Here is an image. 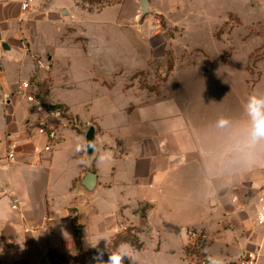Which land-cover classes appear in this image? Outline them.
Segmentation results:
<instances>
[{"label": "crops", "instance_id": "1", "mask_svg": "<svg viewBox=\"0 0 264 264\" xmlns=\"http://www.w3.org/2000/svg\"><path fill=\"white\" fill-rule=\"evenodd\" d=\"M21 1L0 0V264H53L56 255L107 251L127 229L142 243L135 249L126 242L135 261L125 258L127 264H207L215 254L237 264L248 253L264 264V223L257 221L264 206V149L250 164L233 163L235 154L225 152L245 113L228 128L198 125L175 98H161V87L135 90L134 65L128 74L106 61L109 78L100 76L99 46L88 38L85 50L92 55L81 60L84 74L63 80L56 49L41 40L36 15L28 11L52 13L61 38L83 47L78 36L65 35L58 13L70 16L69 10L53 0H33L22 10ZM263 76L261 70L257 84ZM80 79L115 91L119 100L80 112L60 93ZM23 81L75 119L60 129L51 152H37L47 138L29 125ZM12 144L15 158L9 160ZM147 241L152 255H146Z\"/></svg>", "mask_w": 264, "mask_h": 264}, {"label": "rangeland", "instance_id": "2", "mask_svg": "<svg viewBox=\"0 0 264 264\" xmlns=\"http://www.w3.org/2000/svg\"><path fill=\"white\" fill-rule=\"evenodd\" d=\"M53 3L69 10L70 16L58 13L66 22L65 35L78 36L76 39L85 44L79 47L69 44L71 38L62 39L64 33L57 30L59 22L53 20L52 13L28 11L36 15L32 21L41 30V40L56 49L63 80L84 74L81 60L92 55L85 50L88 38L99 46L95 56L102 61L101 69L96 68L100 76L109 78L106 61L111 67L112 60L114 71L120 67L128 74L134 65L131 83L135 90L161 87V98H175L198 125L216 124L221 116L236 122L245 113L241 109L249 94L264 93V76L257 84L261 70L264 73V0H149L144 14L141 0ZM77 81L78 86L60 93L82 113L111 97L119 100L115 91L86 79ZM152 243L146 242V255H152ZM110 252L103 251L104 261ZM72 257L52 256L53 264H98V249L87 252L84 259Z\"/></svg>", "mask_w": 264, "mask_h": 264}, {"label": "clouds", "instance_id": "3", "mask_svg": "<svg viewBox=\"0 0 264 264\" xmlns=\"http://www.w3.org/2000/svg\"><path fill=\"white\" fill-rule=\"evenodd\" d=\"M246 121L244 126L230 138L225 149L226 153H234L236 164H250L254 162L259 150L264 149V93L253 92L247 97L244 105ZM232 125V121L221 116L216 126L218 128H228ZM99 240L91 243L96 247ZM133 249L130 244L121 243L115 251L110 252L108 260L104 261L103 251L98 250L96 257L98 264H124V259L129 258L133 262ZM207 264H226L225 258L219 254L208 255Z\"/></svg>", "mask_w": 264, "mask_h": 264}, {"label": "built area", "instance_id": "4", "mask_svg": "<svg viewBox=\"0 0 264 264\" xmlns=\"http://www.w3.org/2000/svg\"><path fill=\"white\" fill-rule=\"evenodd\" d=\"M32 1L33 0H22L21 9H29ZM47 68H49L48 65ZM31 86L29 81H23L20 84V89L26 92V98L31 103L29 108V125L34 127L39 135L47 138L45 146L43 148H37V152H51L58 143L60 129L73 126L75 124V119L64 106L44 102L40 92L37 89L32 92ZM15 148L16 144H12L7 156L9 160L15 158ZM260 200H263V198L261 197ZM257 221L260 224L264 223V206H262L261 210L258 212ZM202 263L205 264L204 261H202ZM256 263L257 255L254 253L245 254L237 260V264Z\"/></svg>", "mask_w": 264, "mask_h": 264}, {"label": "trees", "instance_id": "5", "mask_svg": "<svg viewBox=\"0 0 264 264\" xmlns=\"http://www.w3.org/2000/svg\"><path fill=\"white\" fill-rule=\"evenodd\" d=\"M123 242H128V243H130L135 249H141L142 248V243L140 242V240H139V238L137 237V235L134 233V232H132V229H127L125 232H123V233H121V234H119V235H117L114 239H113V241H112V243H111V245L109 246V248H108V251L110 252H113V251H115L116 250V248L121 244V243H123ZM195 247H189L188 249H187V251L188 252H194L195 251ZM81 255V257H82V259H84V257H85V255H86V253H80V254H78L77 256H80ZM77 256H75V257H72L73 258V260H77ZM124 264H127V260L126 259H124Z\"/></svg>", "mask_w": 264, "mask_h": 264}, {"label": "water", "instance_id": "6", "mask_svg": "<svg viewBox=\"0 0 264 264\" xmlns=\"http://www.w3.org/2000/svg\"><path fill=\"white\" fill-rule=\"evenodd\" d=\"M148 7H149V0H141V10H142L143 14L148 11ZM4 47L8 48L9 46L7 44H4ZM91 132L92 131H90L89 134H92ZM88 177L93 179L94 175L93 174H89Z\"/></svg>", "mask_w": 264, "mask_h": 264}]
</instances>
